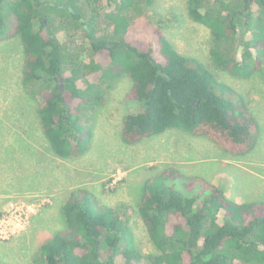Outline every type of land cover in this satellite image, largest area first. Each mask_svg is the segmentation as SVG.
Here are the masks:
<instances>
[{"label":"trees","instance_id":"16d2710c","mask_svg":"<svg viewBox=\"0 0 264 264\" xmlns=\"http://www.w3.org/2000/svg\"><path fill=\"white\" fill-rule=\"evenodd\" d=\"M66 1L0 0V43L22 45L21 85L42 98L39 132L55 156L89 151L92 132L81 121L101 103L89 83L99 73L132 81L139 109L125 118L126 144L178 129L239 156L256 148L261 128L249 97L220 77H264V0H186L188 19L210 31L208 62L180 53L146 15L155 0ZM79 33L85 44L73 40ZM198 180L170 165L149 169L136 209L150 254L136 248L121 207H97L87 189L69 190L63 227L33 264H264V202L237 203Z\"/></svg>","mask_w":264,"mask_h":264},{"label":"rangeland","instance_id":"374dc122","mask_svg":"<svg viewBox=\"0 0 264 264\" xmlns=\"http://www.w3.org/2000/svg\"><path fill=\"white\" fill-rule=\"evenodd\" d=\"M185 4L186 0H155L146 15L162 26L180 53L208 62L210 31L188 19L183 12ZM177 7L181 10L176 12ZM58 37L61 42L68 39L64 33ZM73 40L77 45L86 43L82 33ZM107 59L103 52L96 61L106 64ZM23 62L18 40L0 43V264H33L45 238L62 229L59 211L66 193L75 188L90 191L97 207H121L136 248L145 254L155 253L136 209L153 167L161 170L170 165L193 179L213 184L221 177L217 186H230L233 196L240 195L249 203L264 202V77L256 74L245 81L220 77L249 97L261 128L256 148L239 156L207 138L178 129L138 143H124L125 118L139 109L136 100L129 99L132 81L127 77L101 79L100 73L94 74L89 83L101 103L87 108L81 121L92 132L89 151L64 160L52 153L39 132L36 103L42 98H33L21 85ZM261 69L264 71V59Z\"/></svg>","mask_w":264,"mask_h":264},{"label":"crops","instance_id":"0c3cea01","mask_svg":"<svg viewBox=\"0 0 264 264\" xmlns=\"http://www.w3.org/2000/svg\"><path fill=\"white\" fill-rule=\"evenodd\" d=\"M246 173L249 175V176H254V177H256V178H262L263 179V177H260L259 175H257V174H254L253 172H248V171H246ZM221 178V177H220ZM220 178H215L214 180H213V182H214V184L215 185H220ZM230 186H228L227 188H224V189H222L224 192H225V194L229 197V198H231L232 200H234V201H236L237 203H246V202H244L245 201V198H243V197H241L240 195H236V196H233V194L230 192Z\"/></svg>","mask_w":264,"mask_h":264}]
</instances>
